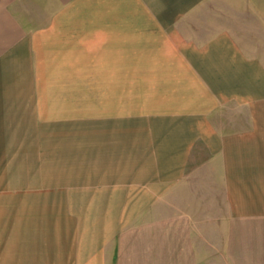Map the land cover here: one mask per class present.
Masks as SVG:
<instances>
[{
    "label": "crops",
    "instance_id": "0c3cea01",
    "mask_svg": "<svg viewBox=\"0 0 264 264\" xmlns=\"http://www.w3.org/2000/svg\"><path fill=\"white\" fill-rule=\"evenodd\" d=\"M96 27L108 33L106 54L88 56L94 78L181 65L210 102L160 111L146 135L149 122L97 115L113 89L89 88L85 114L82 87H35L50 72L80 80L68 71L87 58L67 50L94 46ZM220 104L253 116L211 118ZM214 161L264 193V0H0V264H124L131 221Z\"/></svg>",
    "mask_w": 264,
    "mask_h": 264
},
{
    "label": "rangeland",
    "instance_id": "374dc122",
    "mask_svg": "<svg viewBox=\"0 0 264 264\" xmlns=\"http://www.w3.org/2000/svg\"><path fill=\"white\" fill-rule=\"evenodd\" d=\"M96 31L99 41L94 46L89 36H83L80 42L73 43L75 49L67 50L71 56L75 51V56L87 58H83L81 71H68L76 76L81 74L80 80L53 79L56 74L50 72L46 78L36 79L35 87H82L80 102L85 114H90L86 110L92 104L89 88L113 89L118 95L103 96L108 98V106L100 107L105 112L99 111L97 115H104L107 119L129 115L130 122L136 126L138 121L149 122L146 135L159 119L160 111H179L186 106L210 102V97L202 93L201 82L185 78L188 74L180 70L181 65H162L160 69L152 64H130V75H142L143 78H94L100 71L98 74L92 72L88 56L90 51L106 54L105 32L107 35L108 27H96ZM67 44L72 43L67 41ZM37 56L40 57V50H37ZM99 66L100 69L106 67ZM164 67H173L181 73L163 71ZM175 75L182 78H174ZM220 105V111L210 113L211 116L215 114L211 118L235 120L253 116L248 106H241L234 112L231 108L234 106ZM207 163L204 162L203 167L188 168V175L166 186L161 197L151 201L149 207L131 221L124 231L122 263L264 264V193L245 191V186L251 183V176L228 174L231 171L219 168L220 161L209 166ZM224 171L226 175L221 174Z\"/></svg>",
    "mask_w": 264,
    "mask_h": 264
}]
</instances>
